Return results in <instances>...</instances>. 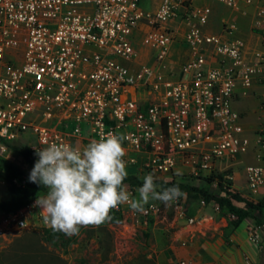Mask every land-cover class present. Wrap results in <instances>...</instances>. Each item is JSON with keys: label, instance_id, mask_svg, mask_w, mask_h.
Masks as SVG:
<instances>
[{"label": "built area", "instance_id": "1", "mask_svg": "<svg viewBox=\"0 0 264 264\" xmlns=\"http://www.w3.org/2000/svg\"><path fill=\"white\" fill-rule=\"evenodd\" d=\"M183 24L180 54L174 27ZM257 79L264 83V0H0V140L35 153L50 143L82 149L111 132L124 137L126 168L141 179L206 177L216 186L222 173L228 193L241 192L242 157H264V129L249 133L238 106ZM261 163L244 167L252 193L264 187ZM181 198L171 202L195 226L201 216L186 215ZM32 205L5 220L25 227ZM158 210L148 203L142 213Z\"/></svg>", "mask_w": 264, "mask_h": 264}, {"label": "rangeland", "instance_id": "2", "mask_svg": "<svg viewBox=\"0 0 264 264\" xmlns=\"http://www.w3.org/2000/svg\"><path fill=\"white\" fill-rule=\"evenodd\" d=\"M196 3L202 4V0H196ZM222 8L216 12H225L226 9ZM238 23L242 26L244 20H238ZM257 24L255 21V32L258 30ZM187 28L184 24L174 27L177 37L174 50L180 54L181 51H186L182 37ZM260 39L255 33V46L260 44ZM261 80L257 79L255 83ZM257 90L255 89L253 100L255 125L249 128V133L253 134L255 131V138L264 129V92ZM141 94L144 95V91ZM145 94H149L148 90ZM238 106L240 107V104ZM243 113L246 119L248 112L244 110ZM11 142L21 143L22 140ZM0 156L20 166L24 169L25 176H28V165L3 140H0ZM261 162L264 163V157L262 160L256 155L254 158L253 154L242 157L235 172V182L240 184L237 188L244 195L251 194V197L255 198H250L251 200L264 203V187H255V193H252L243 175L245 165L256 166L262 164ZM128 170L136 172L137 167L128 168L129 174ZM169 177L163 176L161 180H167ZM193 184L213 185L212 180L206 177L194 180ZM124 185L129 195H132V200L138 199V188L128 183ZM8 186L9 183L0 176V202L8 198ZM165 188L157 185L158 191ZM45 192H39L38 197ZM181 201L184 205L189 202L200 206L196 215H200L202 220L195 226H184L185 221L173 222L175 217L181 215L175 209L174 203L155 199H150L148 203L158 204L159 210L149 219L142 211H137L130 203H125L121 204L124 209L121 214L129 223L127 227L123 226V223H111L106 218L99 224L81 225L79 231L71 236L64 233L53 236H47L46 233L45 236V228L50 227L42 222L40 211L33 205L25 208L28 223L23 228L12 220L6 221L7 214L0 212V264H264L262 227L259 228L260 239L255 242L249 238L250 230L255 228L251 220L239 221L235 214L226 208L217 210L218 214L211 216L208 208L204 207L205 203H201L203 200L188 199L186 195H182ZM234 202L237 205L243 204L236 198ZM262 213L264 214V207ZM230 249L235 250L232 255ZM206 257H211L212 262Z\"/></svg>", "mask_w": 264, "mask_h": 264}, {"label": "clouds", "instance_id": "3", "mask_svg": "<svg viewBox=\"0 0 264 264\" xmlns=\"http://www.w3.org/2000/svg\"><path fill=\"white\" fill-rule=\"evenodd\" d=\"M123 139L109 132L82 149L67 143L36 149L38 158L28 180L46 189L33 202L46 226L71 236L81 225L101 223L120 204L130 202L133 209L143 211L150 199L167 203L183 195L178 186L158 191L153 175L147 174L138 188V199L130 201L123 184L128 175Z\"/></svg>", "mask_w": 264, "mask_h": 264}, {"label": "trees", "instance_id": "4", "mask_svg": "<svg viewBox=\"0 0 264 264\" xmlns=\"http://www.w3.org/2000/svg\"><path fill=\"white\" fill-rule=\"evenodd\" d=\"M6 143L12 148V150H14V152L22 157L31 170L38 158L35 151L24 143H12L9 141H6ZM0 172L1 178L9 183V196L7 199L0 202V212L5 214L16 212L34 201L36 197H38L39 192L46 191V189H43L42 185L30 182L28 176H25L24 169L13 162L7 161L1 156ZM217 177L218 180L216 186H213L212 184V186H204L202 184L186 183L171 179L154 180V183L168 188L178 186L183 195H186L188 199L203 200L205 202V209L208 208L209 213L211 214L217 212V210L212 207L213 202H218L222 205V208H226L228 211L234 213L239 221L249 219L253 226L264 224V214L262 213L264 203L251 200L237 189L229 194L224 186L225 182L228 186L232 184V181L224 179L222 173L218 174ZM14 179H17L22 183L17 184ZM125 183H128L134 188H139L143 183V179L139 178L136 173L130 172L123 181V184ZM234 198L241 200L243 204L237 205L234 202ZM185 207L186 215L193 216L196 215L200 206L198 204L194 205L187 202ZM107 219L111 223H119L122 221L123 216L120 211L113 208L109 211ZM44 232L45 236L46 233L47 236L63 234V232L53 231L51 227L45 228Z\"/></svg>", "mask_w": 264, "mask_h": 264}, {"label": "crops", "instance_id": "5", "mask_svg": "<svg viewBox=\"0 0 264 264\" xmlns=\"http://www.w3.org/2000/svg\"><path fill=\"white\" fill-rule=\"evenodd\" d=\"M240 20H244V23L242 24V26L241 25L240 26L242 27V30H243V36H245V35H247V32L251 30V27H250V24L248 23L247 19L241 18ZM243 26H245L244 29H243ZM255 89H258L257 91L261 90L264 92V83L263 82L255 83L249 89L248 94L246 96L242 97V99L239 102L240 103V107H239L240 110H242V111L246 110L248 112L246 119L245 118L243 119V123H244V126H245L247 131H249L250 127L255 125V105L253 103V100H255ZM244 116H245V114H244ZM215 214L217 215L218 213L217 212L214 214L209 213V215H211V216H213ZM197 216H200V215H197ZM176 221L179 223L180 221H185V220H184V217L180 215V217L174 218L173 222H176ZM184 226L191 227L190 225H187L186 221H185ZM230 250H231V255H232V253H234L235 250H233V249H230ZM206 259H210V261L212 262L211 257H209V258L206 257ZM161 264H167V263L161 262Z\"/></svg>", "mask_w": 264, "mask_h": 264}]
</instances>
